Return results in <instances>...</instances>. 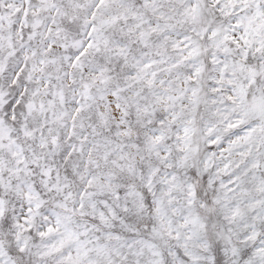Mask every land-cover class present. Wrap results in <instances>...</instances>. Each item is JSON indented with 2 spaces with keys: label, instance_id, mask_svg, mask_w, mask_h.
Wrapping results in <instances>:
<instances>
[{
  "label": "snow or ice",
  "instance_id": "snow-or-ice-1",
  "mask_svg": "<svg viewBox=\"0 0 264 264\" xmlns=\"http://www.w3.org/2000/svg\"><path fill=\"white\" fill-rule=\"evenodd\" d=\"M0 264H264V0H0Z\"/></svg>",
  "mask_w": 264,
  "mask_h": 264
}]
</instances>
